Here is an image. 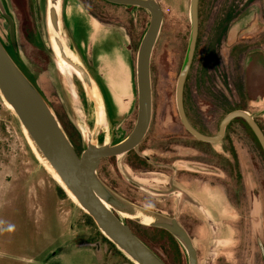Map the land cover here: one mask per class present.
<instances>
[{"label": "rangeland", "instance_id": "obj_1", "mask_svg": "<svg viewBox=\"0 0 264 264\" xmlns=\"http://www.w3.org/2000/svg\"><path fill=\"white\" fill-rule=\"evenodd\" d=\"M157 1L163 20L151 55L150 129L137 152L104 158L98 174L128 200L176 216L193 238L198 264H264V157L240 120L232 121L217 143L199 141L181 125L175 84L189 35V0ZM235 1V6H229L228 0L198 3V34L184 104L192 124L207 134L216 132L227 112L243 109L246 102L258 114L264 113L258 110L264 108V57L254 53L246 80L242 43L245 36L262 31L264 0L262 5L252 0V11L243 17L242 0ZM3 2L14 21L16 47L0 13L2 43L43 92L81 152L86 132L96 126L94 104L81 81L73 76L70 83L57 67L47 33L46 0ZM61 19L66 40L70 38L92 78L100 77L113 90L116 100L108 99L113 113L116 106L117 117L110 118L98 86L109 141L128 134L136 120L135 56L148 11L101 0H62ZM261 122L264 126V115ZM102 135L100 127L98 141ZM136 153L151 157L150 173L133 172ZM178 158L182 168L176 166L184 170L186 179L174 182L161 163ZM185 199L197 205L184 204ZM123 219L164 263L187 264L184 249L171 234ZM103 236L36 157L21 123L0 95V264H135Z\"/></svg>", "mask_w": 264, "mask_h": 264}, {"label": "water", "instance_id": "obj_2", "mask_svg": "<svg viewBox=\"0 0 264 264\" xmlns=\"http://www.w3.org/2000/svg\"><path fill=\"white\" fill-rule=\"evenodd\" d=\"M106 1L142 7L149 13L148 24L140 38L135 56L136 120L126 136L116 142L103 139L98 141L100 126L96 125L92 132H86V145L78 152L48 101L12 58L1 39L0 95L12 108L38 154L58 175L81 208L91 216L102 234L125 256L135 264H165L158 254L132 231L121 216V213L128 215L142 213L152 218L149 223L144 224L168 231L180 243L185 251L187 264H198L192 239L175 216L140 206L124 198L110 188L97 173L98 164L103 157L123 155L133 149L149 127L152 106L150 61L163 20L162 7L157 0ZM61 3L62 0H46V26L50 43L56 47L60 58L70 64L83 81L91 85L93 81L95 82L94 78L80 59L76 60L68 55L62 40ZM0 13L7 20L9 39L15 48V25L3 0H0ZM189 20L186 49L175 84V104L181 124L196 139L216 142L224 136L227 125L234 118L241 117L248 123L264 151V133L247 110L233 109L227 112L219 122L217 133L212 135L199 131L187 118L183 105V87L197 41L198 0H189ZM105 116L107 117L106 111ZM132 219L142 222L139 218Z\"/></svg>", "mask_w": 264, "mask_h": 264}, {"label": "flooded vegetation", "instance_id": "obj_3", "mask_svg": "<svg viewBox=\"0 0 264 264\" xmlns=\"http://www.w3.org/2000/svg\"><path fill=\"white\" fill-rule=\"evenodd\" d=\"M199 1L200 0H198V3H199ZM229 1V6H235V4H237V2L235 1V0H228ZM252 0H242V4H243V7L245 8L244 9V16H247L252 10H251V8H250V6H251V4L253 5V3L251 2ZM255 3H258L259 5H262L261 4V1L260 0H255ZM241 3L240 4H238L239 6H241L242 5ZM264 4V3H263ZM259 5H256V6H259ZM255 6V5H254ZM260 7V6H259ZM264 8V7H263ZM261 13H262V15H261V18H262V23H260L261 24V27H262V31L261 32H259V34L257 35V36H255V37H253L252 35H248V36H245L244 37V39H243V41H242V43H243V48H244V50H243V60H245V69H246V80L248 79V73H249V70H250V68H251V66H252V60H253V55H254V53H256V52H261V54L263 55V57H264V10H261L260 11ZM197 34H198V32H197ZM235 45H231V47L230 48H233ZM189 70H190V68H189ZM189 72V71H188ZM188 75V74H187ZM150 78H151V61H150ZM94 80H95V82H96V84L101 88V91H102V93H103V95H104V99H105V103H106V106H107V109H108V114H109V116H110V118H115V117H117V111H116V106H114V105H112V106H114L115 107V113H113L112 111H111V105H110V103H109V99H108V96H111V98H113V100H116L113 96H112V92H113V90H112V88L110 87V85L108 84V83H106V81L105 80H101L100 79V77H98V76H95V78H94ZM186 80H187V76H186ZM186 80H185V83H186ZM185 83H184V87H183V105H184V109H185V113H186V115H187V118H188V114H187V110H186V107H185V104H184V88H185ZM107 87V88H106ZM40 90V89H39ZM41 91V90H40ZM42 92V91H41ZM109 93V95H108V93ZM151 93H152V80H151ZM229 94H232L233 93V90H231V89H229V92H228ZM42 94H43V92H42ZM44 95V94H43ZM233 96V95H232ZM111 101V100H110ZM244 110H247L248 112H250L251 114H252V116H253V118H254V120L257 122V124L260 126V128H261V130L263 131V133H264V126H263V124H262V122H261V119H262V117H263V115H264V113H259L258 114V111H256L255 112V110H254V108H252L251 106H249L248 104H247V102L246 103H244V108H243ZM258 110H260V111H263L264 110V108L263 107H261V108H259ZM137 111V110H136ZM153 112H154V99H153V95H152V106H151V118H150V124H149V127H148V129H147V131H146V133H145V135H144V137L141 139V141L138 143V145L136 146V147H134L133 149H131V150H129L128 152H126L125 153V155H128L129 153H130V155L131 154H133L132 152H133V150L134 151H138V149H139V146L141 145V143L143 142V140L145 139V137H146V135L148 134V131H149V129H150V126H151V123H152V115H153ZM189 119V118H188ZM235 119V118H234ZM238 121L240 120L242 123H244V125L246 126V128L248 129V131L251 133V140L253 141V142H255L256 143V145H257V147H258V149L261 151V153H262V155H263V157H264V151H263V149L261 148V146H260V144H259V142H258V140H257V138H256V136H255V134H254V132L252 131V129L250 128V126L248 125V123L243 119V118H241V117H237L236 118ZM190 121V120H189ZM181 122V121H180ZM135 123V122H134ZM190 123L192 124V122L190 121ZM230 124V123H229ZM229 124L227 125V127H226V129H225V133H224V136L220 139V140H218V141H216V142H208V143H217V142H219V141H222L223 139H224V137H225V134H226V131H227V129H228V126H229ZM182 125V124H181ZM193 125V124H192ZM183 126V125H182ZM194 126V125H193ZM195 127V126H194ZM196 128V127H195ZM132 129V128H131ZM185 129V128H184ZM186 130V129H185ZM187 131V130H186ZM200 131V130H199ZM217 131H218V128H217V130H216V132L215 133H217ZM66 132V131H65ZM202 132V131H201ZM204 133V132H203ZM215 133H213V134H215ZM67 134V133H66ZM205 134H207V133H205ZM68 135V134H67ZM125 135H127V132H126V134H124V135H121L118 139H116V140H114V141H112V142H116V141H118L119 139H121L122 137H124ZM209 135H212V134H209ZM70 141L72 142V140L70 139ZM199 141H201V140H199ZM154 142H156V141H154ZM202 142H205V141H202ZM207 143V142H206ZM72 144H73V142H72ZM74 145V144H73ZM75 147V146H74ZM227 150L229 151V148H227ZM136 151V152H137ZM230 152H232L231 151V149H230ZM109 157H114V156H109ZM104 158H108V157H103L102 159H101V161H100V163L98 164V167H97V173H98V170H99V167H100V165H101V162H102V160L104 159ZM132 158H133V162H132V164H133V166L131 165V169L133 170V172H138V173H141V174H148V173H150L151 171H149V168H147V162L148 161H150V159H151V157L149 156L148 157V155H144V154H139V153H136V157H134V156H132ZM183 158V157H182ZM182 158H178V160H176V159H173V160H164L163 159V163H161V165L162 166H165V167H167V168H169V170L168 169H164L163 171L165 172V173H169V175H171V176H174V182L175 181H179V180H181V181H184L185 179H186V176H185V172H184V170H182V169H180V167H181V165H177L178 163H176V161H181L182 160ZM126 164H127V162H126ZM180 166V167H177V166ZM184 166V165H183ZM130 167V166H129ZM182 168V167H181ZM99 175V174H98ZM100 176V175H99ZM100 178H101V176H100ZM134 178L136 179V180H138L139 182H142V183H145V181L146 180H144V179H141L140 177H138L137 175L135 176L134 175ZM110 188H112L115 192H117L119 195H121V196H123L124 198H126V199H128L127 197H125L122 193H120V191L118 190V189H116V188H113V187H111L110 186V184L109 183H107L103 178H101ZM214 182L215 181H218L217 179H215V180H213ZM170 188H171V190H169L170 192H172V190L174 189V188H172L171 186H170ZM181 190H183L184 191V193H186V191H185V189H182L181 187H179ZM186 203H191V204H194V206H196L197 204H196V202L195 203H192V202H190V201H188L187 199H185V201H184V204H186ZM166 213V212H165ZM166 214H168V215H170V213H166ZM171 216V215H170ZM176 217V216H175ZM176 219L180 222V224L186 229V231L188 232V234L190 235V233H189V230L187 229V227L176 217ZM190 237H191V235H190ZM191 239H192V242H193V238L191 237ZM193 244H194V242H193ZM195 246V245H194ZM263 247V246H262ZM197 252V251H196ZM262 252H263V250H262ZM262 257V255H259V259ZM258 259V260H259ZM256 264V263H255Z\"/></svg>", "mask_w": 264, "mask_h": 264}, {"label": "bare ground", "instance_id": "obj_4", "mask_svg": "<svg viewBox=\"0 0 264 264\" xmlns=\"http://www.w3.org/2000/svg\"><path fill=\"white\" fill-rule=\"evenodd\" d=\"M68 38V37H67ZM62 40L64 42V45L66 47L67 53L70 57H72L73 59L79 60V57L76 53V50L74 49L73 45L70 42V38H68L66 40V37L64 34H62ZM51 47L54 51L55 57H56V63H57V67L59 69V71L61 72V74L70 82L72 83V77L76 76L82 83L84 89L86 90V94L89 96V98L91 99V101L94 104V123H96V125H99L102 129H103V135H102V139L105 141H108L110 139V132L108 129V125L106 124V116H105V110H104V104L102 102V98L100 95V92L98 90L97 85L95 84V82L93 81V83L91 85H88L85 81H83L80 77V75L78 74V72L68 63H66L65 61H63L60 56L58 55V51L56 49L55 46H53L51 44ZM6 106L9 109H12L10 107V105H8L5 102ZM26 137L27 134L25 132V130L23 129ZM28 142L31 146L32 151L34 152V154L36 155V157L38 159L41 160V162L43 163L44 167L46 168V170L51 174V176L56 180V182L58 183V185L63 188L66 193L68 194V196L71 198V200L73 202H75L80 208L81 206L78 204V202L76 201L75 197L72 195V193H70L63 185L62 181L60 180V178L58 177V175L53 171V169L46 163V161L38 154V152L36 151V149L34 148V146L32 145V142L29 140V138L27 137ZM121 216L126 217V218H139L143 223H149L152 218L144 215L142 213H137L135 215H128L126 213H121Z\"/></svg>", "mask_w": 264, "mask_h": 264}, {"label": "trees", "instance_id": "obj_5", "mask_svg": "<svg viewBox=\"0 0 264 264\" xmlns=\"http://www.w3.org/2000/svg\"><path fill=\"white\" fill-rule=\"evenodd\" d=\"M101 1H103V2H105V3H108V4H112V5H118V6H121L122 4H115V3H111V2H108V1H106V0H101ZM131 6V5H130ZM133 7H136V9H143V10H145L144 8H142V7H137V6H133ZM195 51V50H194ZM27 75V74H26ZM34 83V82H33ZM37 87V86H36ZM38 88V87H37ZM39 89V88H38ZM41 92V91H40ZM42 93V92H41ZM44 96V95H43ZM45 97V96H44ZM46 99V98H45ZM241 109V108H240ZM235 120H237L236 118L235 119H233L232 121H235ZM231 121V122H232ZM231 122H230V124H231ZM229 124V125H230ZM68 137H69V139H71V137L68 135ZM62 190V189H61ZM63 191V190H62ZM131 227V226H130ZM131 229H132V231L139 237V238H141L138 234H137V232L131 227ZM161 230H163V231H165V232H168V231H166V230H164V229H162V228H160ZM169 233V232H168ZM170 234V233H169ZM103 238L105 239V240H107L111 245H113L114 247H115V245L111 242V241H109L105 236H103ZM142 239V238H141ZM143 240V239H142ZM144 241V240H143ZM146 243V242H145ZM166 264V263H165Z\"/></svg>", "mask_w": 264, "mask_h": 264}, {"label": "crops", "instance_id": "obj_6", "mask_svg": "<svg viewBox=\"0 0 264 264\" xmlns=\"http://www.w3.org/2000/svg\"><path fill=\"white\" fill-rule=\"evenodd\" d=\"M261 13V12H260ZM261 15H262V13H261ZM244 16V13H243V15L241 16V17H243ZM261 23H262V18H261ZM244 39V38H243ZM238 42V41H237ZM233 45H235V42H233Z\"/></svg>", "mask_w": 264, "mask_h": 264}]
</instances>
